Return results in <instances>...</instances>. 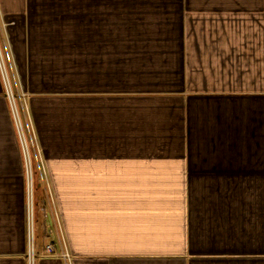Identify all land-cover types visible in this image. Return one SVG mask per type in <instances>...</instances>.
<instances>
[{
  "label": "crops",
  "instance_id": "0c3cea01",
  "mask_svg": "<svg viewBox=\"0 0 264 264\" xmlns=\"http://www.w3.org/2000/svg\"><path fill=\"white\" fill-rule=\"evenodd\" d=\"M263 26L264 0H0L32 264H264ZM23 185L0 79V264H29Z\"/></svg>",
  "mask_w": 264,
  "mask_h": 264
},
{
  "label": "built area",
  "instance_id": "2783aa9c",
  "mask_svg": "<svg viewBox=\"0 0 264 264\" xmlns=\"http://www.w3.org/2000/svg\"><path fill=\"white\" fill-rule=\"evenodd\" d=\"M0 79L3 87V92L8 103L9 112L11 115L14 133L17 139V143L21 153L22 160V175H23V191H24V201H25V218H26V228H27V238H28V252L27 258L29 264H32L33 258V242H34V232H35V199H34V165L33 159L30 151V146L25 133V126L23 124L20 108L19 99L21 103L26 108V103L24 100V95L21 93L19 96L16 94L13 87V82L11 79V74L7 65V61L3 55V51L0 45ZM44 250L48 253H53L65 261L70 260V254L66 249L60 248L56 249L51 242H47L44 245Z\"/></svg>",
  "mask_w": 264,
  "mask_h": 264
},
{
  "label": "rangeland",
  "instance_id": "374dc122",
  "mask_svg": "<svg viewBox=\"0 0 264 264\" xmlns=\"http://www.w3.org/2000/svg\"><path fill=\"white\" fill-rule=\"evenodd\" d=\"M108 29V26H92V25H78V26H67L65 29H64V32H68V33H82V34H85V35H90V36H93L94 33H100V32H105L106 30ZM124 29V26L123 28ZM56 32H62L63 33V30H55ZM125 32V30H124ZM264 33V26H263V31ZM93 33V34H92ZM1 34H2V30L0 28V45H1V49L3 51V55L5 57V60L7 61V65H9L8 63V58H7V54H6V50H5V47H4V43L1 39ZM264 41V39H263ZM253 57H247L246 58V64L244 65V68H248L247 70V74H246V77H249L251 79V81H253V76H254V73H253ZM234 60V59H233ZM233 63H236V60H234ZM244 63H245V60H244ZM242 67L236 65V66H233L232 69H234L233 71H230L229 74L227 76H224L227 80L231 81V82H238L237 81V75L239 76V78L242 79V76L240 74V72L238 73L237 70L239 71ZM231 69V70H232ZM263 77H264V73H262ZM36 193L37 191L35 192V189H34V199L36 201ZM39 194L42 198H46V191L44 189V187H42L39 191ZM35 207V212H36V205L34 206Z\"/></svg>",
  "mask_w": 264,
  "mask_h": 264
},
{
  "label": "trees",
  "instance_id": "16d2710c",
  "mask_svg": "<svg viewBox=\"0 0 264 264\" xmlns=\"http://www.w3.org/2000/svg\"><path fill=\"white\" fill-rule=\"evenodd\" d=\"M36 191H37V193H36L37 198H36V201H35V205H36V209H37L38 207H40L41 205H43L44 198H42L40 196V194H39L40 186H38V185L35 184V192Z\"/></svg>",
  "mask_w": 264,
  "mask_h": 264
}]
</instances>
